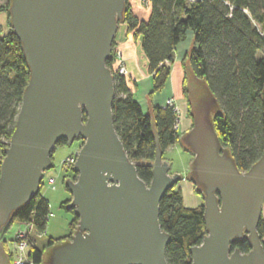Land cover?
Masks as SVG:
<instances>
[{"label":"water","instance_id":"1","mask_svg":"<svg viewBox=\"0 0 264 264\" xmlns=\"http://www.w3.org/2000/svg\"><path fill=\"white\" fill-rule=\"evenodd\" d=\"M126 2L11 0V25L30 81L2 162L0 229L40 191L56 143L84 142L73 168L78 178L66 184L69 208L80 218L78 231L55 248L52 264H168L169 236L160 225L159 204L180 178L169 176L158 148L147 185L113 122L114 77L106 61ZM190 139L197 154L191 180L204 187L207 227L202 244L191 249V264H264L257 233L264 154L240 172L222 154L213 123L207 126L203 115ZM243 238L252 250L232 252L231 245Z\"/></svg>","mask_w":264,"mask_h":264},{"label":"trees","instance_id":"2","mask_svg":"<svg viewBox=\"0 0 264 264\" xmlns=\"http://www.w3.org/2000/svg\"><path fill=\"white\" fill-rule=\"evenodd\" d=\"M148 1L147 20L135 16L128 0L121 19L127 32L135 39L140 38L148 72L153 77L152 93L163 90L176 47L187 34H192L193 46L183 64L186 60L190 62L196 77L206 81L219 104L213 129L221 147L230 150L240 172L249 171L264 154V0ZM106 66L114 77V127L139 177L150 185L157 149L163 152L164 159L165 151L179 141L178 113L169 105H153L145 112L134 98L126 77L113 69L111 58ZM29 81L30 68L22 43L10 28L0 37V178ZM185 84L184 77L183 93L187 98ZM67 144L66 139H60L56 146ZM73 173L75 181L78 174ZM42 186L43 183L29 203L12 215L6 230L13 223H32L37 233H46L50 203L41 192ZM71 200L72 197L61 203L62 208L74 215L67 236L49 238L42 248L30 237L28 257L33 264L43 263L47 247L68 242L75 234L80 218L69 208ZM159 221L169 236L167 263L191 264V249L200 246L207 235L204 203L194 208L185 206L177 182L160 201ZM257 233L264 248L262 218ZM5 250L9 263L13 264V254L6 242ZM235 250L249 253L252 247L248 238L235 241L231 251Z\"/></svg>","mask_w":264,"mask_h":264},{"label":"rangeland","instance_id":"3","mask_svg":"<svg viewBox=\"0 0 264 264\" xmlns=\"http://www.w3.org/2000/svg\"><path fill=\"white\" fill-rule=\"evenodd\" d=\"M137 1L138 4L140 3L144 9H149V4H147L145 1ZM124 25L125 23L122 19L118 20L117 36L120 37L123 34ZM10 28H12L11 0H0V37H2ZM129 34L132 35V33ZM136 41L137 39H135V42ZM111 60L113 63V69L116 70L118 74L126 71L127 74L121 75L127 79L129 76V71L125 64L122 51L115 43V40L112 43ZM186 62V65H184V73L186 78L185 85L188 89V100L191 103V111L195 116V120L201 115L205 116L206 125L210 126L213 123L212 120L214 115L220 111L219 104L209 89L206 81L197 78L190 62L188 60H186ZM127 81L129 83L130 80L127 79ZM129 86L131 87L130 84ZM190 138L191 137L189 136H185L182 139L180 138L177 144L165 151L163 160L169 161V174H177L183 178V182L181 181V189L185 205L194 207L195 205H193V203H189L188 201L192 196L189 194L187 186L191 184L190 181L186 179L188 178L190 180L192 175H194V166H192V153L195 152V147L194 142L191 141ZM83 144V140L76 139L74 142L65 146H56L53 152V165L43 174V186L41 192L50 203L47 229L46 233L43 235H40L34 230L31 236L36 245L40 248L47 244L49 238L60 239L68 235L69 224L72 221L74 215L70 210L62 208L61 203L71 199V194L68 191L66 184L68 181H74V173L73 168L65 163V161L71 156L78 155V152L82 148ZM222 154L231 158V153L228 148L222 147ZM49 177H54L56 179V189L54 190L51 189L47 184V178ZM194 186V197H198L197 194H201L204 198V187L199 183V181H197ZM198 189H201L202 191H199ZM78 227L79 225H77L75 233L78 231ZM5 228L6 227L4 226L0 229V264H4L3 260H5V262L8 261V253L5 250V242L9 252H13V238L17 231L24 229V226L19 223H13L9 229L6 230ZM65 242L53 247H47L44 251L42 264H52V255L55 251V248L64 244Z\"/></svg>","mask_w":264,"mask_h":264},{"label":"crops","instance_id":"4","mask_svg":"<svg viewBox=\"0 0 264 264\" xmlns=\"http://www.w3.org/2000/svg\"><path fill=\"white\" fill-rule=\"evenodd\" d=\"M129 3L132 7V10L135 16L140 20H147L149 18L150 9H144L140 3L138 4L137 0H129ZM117 36V35H116ZM115 43L121 49L123 58L125 60V64L129 71V76L127 77L129 84L131 85V91L133 93L134 98L142 105L143 110L146 112L151 106L166 105L167 100L171 99L174 101L177 109H178V133L179 140L180 138H184L185 136L191 137V134L195 127L194 115L191 111V103L188 100V89H187V98L183 93V81L185 77L184 71V61L187 56V53L191 50L193 46V36L192 34H187L185 40L178 44L174 52V59L170 65V75L166 82L165 87L160 92L152 93L153 90V77L148 72V61L141 49L140 38L135 42L134 37L127 32V26L124 25L123 34L119 37H115ZM187 62H185L186 65ZM187 88V87H186ZM172 147V146H171ZM192 166L195 165V160L197 157L196 152L192 153ZM168 160H163L168 167V174L170 171V166L168 164ZM194 172V170H193ZM194 174V173H193ZM171 177L180 178L178 181V187L181 188V183L183 182V178L180 175H172ZM189 186H187V190L189 194L192 196L189 198V203H193L194 207H197L204 203V198L200 194H197L198 197H194V183L191 178ZM182 181V182H181ZM180 184V185H179ZM194 186V187H193ZM182 190V189H181ZM183 194V193H182ZM44 196V195H43ZM45 197V196H44ZM46 198V197H45ZM184 199V198H183ZM185 204V201H184ZM187 206V205H185ZM189 207V206H187ZM190 207V208H194ZM262 219L264 220V204L262 207ZM14 239V238H13ZM4 264H10L9 260Z\"/></svg>","mask_w":264,"mask_h":264},{"label":"built area","instance_id":"5","mask_svg":"<svg viewBox=\"0 0 264 264\" xmlns=\"http://www.w3.org/2000/svg\"><path fill=\"white\" fill-rule=\"evenodd\" d=\"M147 4H149L148 0H143ZM170 63H168L169 65ZM121 74H127L126 71L121 72ZM166 105L174 106L175 110L178 113V109L173 100L169 99L166 102ZM179 120V115H178ZM178 120L176 129L178 128ZM77 162V155L71 156L66 159L65 163L74 168ZM76 182V181H75ZM47 184L51 189H56V179L54 177L47 178ZM24 229H20L16 232L13 240L14 250L13 254V264H33L32 261L28 257L29 250V239L32 236V232L34 230V226L32 223L23 224Z\"/></svg>","mask_w":264,"mask_h":264}]
</instances>
